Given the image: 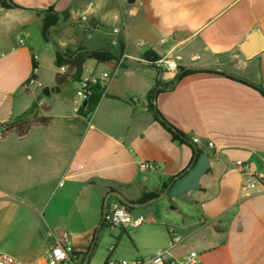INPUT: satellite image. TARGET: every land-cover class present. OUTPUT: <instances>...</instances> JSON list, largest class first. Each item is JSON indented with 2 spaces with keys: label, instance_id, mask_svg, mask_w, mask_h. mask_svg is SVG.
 Instances as JSON below:
<instances>
[{
  "label": "crops",
  "instance_id": "obj_1",
  "mask_svg": "<svg viewBox=\"0 0 264 264\" xmlns=\"http://www.w3.org/2000/svg\"><path fill=\"white\" fill-rule=\"evenodd\" d=\"M12 1L21 8L0 5V126L35 103L54 119L24 137L0 132V252L35 262L50 247L46 231L66 230L76 264H91L108 233L106 201L117 197L146 214L140 228L160 236L158 250L177 258L196 250L202 264H264V182L244 190L235 165L242 160L264 174V96L239 80L264 88V49L250 57L242 51L256 32L264 39V0ZM49 9L59 21L47 41L40 12ZM57 48L112 50L115 59L85 65L97 71L126 57L105 94L77 112V80L56 83L63 73ZM165 57L176 71L160 64ZM180 69L197 72L172 85ZM150 102L179 139L155 120ZM203 155L210 168L200 188L173 197ZM140 160L156 168L142 170ZM159 200L173 204L177 218L163 221L153 206ZM178 217L182 226L174 224ZM169 227L182 235L176 245Z\"/></svg>",
  "mask_w": 264,
  "mask_h": 264
},
{
  "label": "built area",
  "instance_id": "obj_2",
  "mask_svg": "<svg viewBox=\"0 0 264 264\" xmlns=\"http://www.w3.org/2000/svg\"><path fill=\"white\" fill-rule=\"evenodd\" d=\"M90 5H93V3ZM86 19L87 17L84 16L83 20ZM20 43L23 44L24 40L21 39ZM125 57L126 55L119 58L110 70L97 71L94 68L87 67L84 69L82 76L77 80L76 96L80 103L76 109L77 112L81 110L83 102L90 100L95 88H100L105 94V90L115 75L124 66ZM160 64L168 71H176L178 69L177 63L168 57L163 58ZM60 70L65 72L66 68L61 67ZM34 81V78H31L29 84L34 83ZM2 131V126H0V132ZM195 143H198V140H195ZM208 146L212 148L214 144L210 142ZM235 165L241 170L243 176L242 188L244 190L254 192L259 186H262L264 174L257 171L253 164L238 160ZM139 166L142 170H154L156 168L155 163L143 160L139 161ZM147 222L148 218L144 214H135L130 204L117 197L107 199L103 215L104 224L114 228L125 229L140 228ZM169 232L173 245L182 241V235L175 227H169ZM46 236L50 239V247L43 259L28 263L18 260L5 252H0V264H76V256L68 231L48 229ZM105 264H202V257L196 250L189 251L182 258H177L172 256L168 250L160 249L149 257L133 260H114L109 258Z\"/></svg>",
  "mask_w": 264,
  "mask_h": 264
},
{
  "label": "trees",
  "instance_id": "obj_3",
  "mask_svg": "<svg viewBox=\"0 0 264 264\" xmlns=\"http://www.w3.org/2000/svg\"><path fill=\"white\" fill-rule=\"evenodd\" d=\"M1 7L5 9H13V8H21L18 4L14 3L12 0H0ZM44 14V28H43V36L48 41L49 38V30L51 27L56 25L59 21V16L53 9H49L44 12H40ZM145 57L152 61L156 62L158 60V56L152 55L150 52H146ZM57 56V66L59 68L65 67L66 70L63 73H58L56 75V83L60 86L66 85L70 83L72 80H78L84 71L85 65L91 61L96 60L98 62H107L116 58L115 53L109 49H86L80 48L73 52H64L57 48L56 52ZM36 68V65H34ZM197 70L194 69H180L177 74L172 85L179 82L184 76L196 73ZM34 78V76H33ZM240 81L254 87L264 96V88L261 86L254 85L244 79H239ZM28 85V84H27ZM162 83L158 81L156 89L149 96L150 101H154L157 93L161 90ZM164 86V85H163ZM168 86H164V88ZM102 90L100 88L94 89V94H101ZM93 94V95H94ZM92 98V97H91ZM90 98V99H91ZM149 109L153 113V116L157 122H159L164 128H166L172 135V137L176 140L180 138V133L169 124L161 115L156 106L150 102ZM53 117L50 116H41L39 114V106L38 103H35L33 107L25 112L24 114L13 118L10 122L4 124L2 126V134L7 135L9 133H16L19 137H24L31 132L34 127L37 126H47L53 121ZM220 228V226H219Z\"/></svg>",
  "mask_w": 264,
  "mask_h": 264
},
{
  "label": "rangeland",
  "instance_id": "obj_4",
  "mask_svg": "<svg viewBox=\"0 0 264 264\" xmlns=\"http://www.w3.org/2000/svg\"><path fill=\"white\" fill-rule=\"evenodd\" d=\"M75 88L76 83H72V95H74L73 91ZM153 206L155 207L156 213L163 221H166L165 219L170 215L176 216L177 218L179 214V212L172 209L174 206L173 204L165 205L164 201L161 200L155 202ZM191 208L192 213H194L195 216H199L196 207L193 205ZM175 221H177V223H174L175 225L182 226V218L180 219V217H178ZM142 228H125L126 232L122 233L119 231V227H117V231L115 232L105 225L103 230L107 229L106 231L108 233L103 239L102 246L93 257L91 264H105L109 258L114 260H133L155 254L158 250L157 246L161 238L154 230H143ZM167 236L169 242H172V238L168 233ZM112 246L115 249L114 252L111 249Z\"/></svg>",
  "mask_w": 264,
  "mask_h": 264
},
{
  "label": "water",
  "instance_id": "obj_5",
  "mask_svg": "<svg viewBox=\"0 0 264 264\" xmlns=\"http://www.w3.org/2000/svg\"><path fill=\"white\" fill-rule=\"evenodd\" d=\"M137 0H128L129 3H135ZM264 49V39L256 32L253 38L242 46V51L246 57H250ZM210 168V159L207 155L199 158L194 169L188 174H184L180 180L171 189L173 197H179L189 190H198L200 188L201 178Z\"/></svg>",
  "mask_w": 264,
  "mask_h": 264
}]
</instances>
